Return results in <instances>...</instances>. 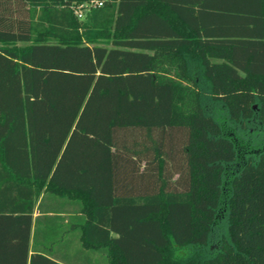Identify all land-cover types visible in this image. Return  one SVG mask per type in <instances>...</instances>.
Wrapping results in <instances>:
<instances>
[{
  "label": "trees",
  "instance_id": "trees-1",
  "mask_svg": "<svg viewBox=\"0 0 264 264\" xmlns=\"http://www.w3.org/2000/svg\"><path fill=\"white\" fill-rule=\"evenodd\" d=\"M91 1L0 0V264H264V0Z\"/></svg>",
  "mask_w": 264,
  "mask_h": 264
},
{
  "label": "crops",
  "instance_id": "crops-1",
  "mask_svg": "<svg viewBox=\"0 0 264 264\" xmlns=\"http://www.w3.org/2000/svg\"><path fill=\"white\" fill-rule=\"evenodd\" d=\"M41 200V197L39 201L36 204H39ZM68 212V208H66V213ZM40 214L35 209L33 213V219L38 217ZM61 216L66 215V219L64 220V224L69 222V214H60ZM73 234H66L63 239L60 241V243H56L52 247V259L55 260L56 262L60 264H76L79 259V255L76 254V248H75V240L73 239ZM32 249H30V255L32 254L31 252ZM89 254V255H87ZM83 264H106L105 257L99 253V252H89V253H84L83 255ZM89 256V257H87ZM77 260V261H76Z\"/></svg>",
  "mask_w": 264,
  "mask_h": 264
},
{
  "label": "rangeland",
  "instance_id": "rangeland-1",
  "mask_svg": "<svg viewBox=\"0 0 264 264\" xmlns=\"http://www.w3.org/2000/svg\"><path fill=\"white\" fill-rule=\"evenodd\" d=\"M109 2H107V1H103V6L104 7H106V6H109ZM89 7L90 6H88V7H82V8H80V7H78L75 11H79V13L82 15V18H78L77 16V19L78 20H80L81 21V23H83V24H85V22L87 21V16H88V12H89ZM75 13V12H74ZM76 15V14H75ZM75 248H76V251H77V249H79L80 247H79V243H78V241L76 240L75 241ZM86 251L85 250H83L81 253L82 254H84ZM86 253H89V252H86ZM76 254H77V252H76ZM87 255H89V254H87ZM87 257H89V256H87ZM77 261V260H76ZM83 258H81L80 259V257H79V259H78V262L76 263V264H83Z\"/></svg>",
  "mask_w": 264,
  "mask_h": 264
},
{
  "label": "built area",
  "instance_id": "built-area-1",
  "mask_svg": "<svg viewBox=\"0 0 264 264\" xmlns=\"http://www.w3.org/2000/svg\"><path fill=\"white\" fill-rule=\"evenodd\" d=\"M102 7L103 6V1H97V0H94V1H91L90 3L86 4L83 6L84 7ZM81 8V7H80ZM75 14L78 18H82V15L79 13V11H75Z\"/></svg>",
  "mask_w": 264,
  "mask_h": 264
}]
</instances>
